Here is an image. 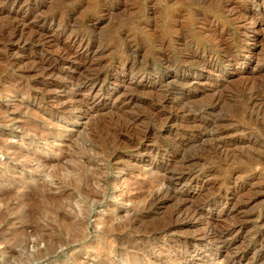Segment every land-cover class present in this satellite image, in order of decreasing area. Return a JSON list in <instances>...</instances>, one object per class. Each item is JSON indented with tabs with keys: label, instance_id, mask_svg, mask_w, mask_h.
<instances>
[{
	"label": "rangeland",
	"instance_id": "1",
	"mask_svg": "<svg viewBox=\"0 0 264 264\" xmlns=\"http://www.w3.org/2000/svg\"><path fill=\"white\" fill-rule=\"evenodd\" d=\"M231 259L264 264V0H0V264Z\"/></svg>",
	"mask_w": 264,
	"mask_h": 264
},
{
	"label": "bare ground",
	"instance_id": "2",
	"mask_svg": "<svg viewBox=\"0 0 264 264\" xmlns=\"http://www.w3.org/2000/svg\"><path fill=\"white\" fill-rule=\"evenodd\" d=\"M75 39V38H74ZM79 42V41H78ZM223 44V43H222ZM79 45V43H78ZM80 46V45H79ZM86 46V44H85ZM224 48V47H223ZM220 50V49H219ZM226 50V49H225ZM48 64V63H47ZM50 65V64H49ZM47 69V67H45V70ZM48 70V69H47ZM179 177V176H178ZM183 204V203H182ZM179 210V209H178ZM184 210V209H183ZM179 212V211H178ZM194 214V213H193ZM206 230V229H205ZM211 230L209 229L208 232L209 234H211L213 236V239H215L216 241L218 242H222L224 243L225 242V234L222 233V232H210ZM167 232V231H166ZM206 232V231H205ZM208 234V233H207ZM154 237V236H153ZM213 242V241H212ZM261 245V243H259V246ZM229 263L228 264H236V261L235 259H231L230 261H228Z\"/></svg>",
	"mask_w": 264,
	"mask_h": 264
}]
</instances>
